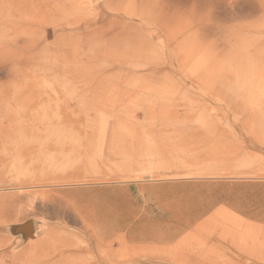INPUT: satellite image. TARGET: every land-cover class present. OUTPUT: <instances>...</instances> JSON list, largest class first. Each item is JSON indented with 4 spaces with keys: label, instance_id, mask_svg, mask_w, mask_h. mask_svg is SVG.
<instances>
[{
    "label": "rangeland",
    "instance_id": "obj_1",
    "mask_svg": "<svg viewBox=\"0 0 264 264\" xmlns=\"http://www.w3.org/2000/svg\"><path fill=\"white\" fill-rule=\"evenodd\" d=\"M0 91V264H264V0H0Z\"/></svg>",
    "mask_w": 264,
    "mask_h": 264
},
{
    "label": "bare ground",
    "instance_id": "obj_2",
    "mask_svg": "<svg viewBox=\"0 0 264 264\" xmlns=\"http://www.w3.org/2000/svg\"><path fill=\"white\" fill-rule=\"evenodd\" d=\"M25 87H29V86H26V85H25ZM29 90H30V89H29ZM2 93H4V92H3V91H2V92L0 91V94H2ZM28 94H30V95L32 96L33 93L30 91ZM23 95H24V94H23ZM19 96H21V95L19 94ZM31 96H28V95H27L26 97H31ZM11 99H12V98H11ZM25 99H28V100H29L30 98H25ZM29 101H30V103L32 102V100H29ZM9 106H10V104H9ZM34 106H35V105H34ZM19 107H20V106H19ZM20 109H22V108H20ZM27 110H28V109H27ZM12 111H13V110H12ZM28 112H29V111H28ZM5 114H6V113H5ZM56 115H57V114H56ZM69 116H70V115H69ZM60 117H61V116H60ZM36 134H38V135H39V134H43V136H44V137H47V138L50 137L49 131H48L47 129H43V130H41V131H40V130L37 131L36 129H35V130H29V131H27V134H26V135H27L28 137H32L31 135H36ZM76 137H77V136H76ZM76 137H75V138H76ZM89 140H90V139H89ZM60 141H62V140H60ZM76 142H77V141L73 140L71 144H75ZM83 143H84V142H83ZM50 185H51V184H50ZM47 192H48V191H47ZM51 203H52V202H51ZM49 204H50V203H49ZM57 205H58V204H57ZM106 225H107V224H106ZM97 228H98V227H97ZM100 228H101V227H100ZM95 229H96V228H95ZM95 233H96V235H95L94 237H96V238H94V237H93V238L96 239V241H98V242H99L100 239H102V238H104V237L106 236V233H105V231H103V230H98V229H97V230L95 231ZM95 233H94V234H95ZM92 235H93V234H92ZM34 236H35V235H34ZM91 238H92V237H91ZM93 238H92V239H93ZM32 239H33V238H32ZM112 240H113V239H112ZM112 240H111V241H112ZM93 241H94V240H92V242H93ZM108 242H109V241H108ZM95 243H96V242H95ZM99 243H100V242H99ZM31 244H32V243H31ZM47 244H48V243H47ZM101 244H102V243H101ZM95 245H97V244H95ZM28 246H30V245H28ZM54 246H55V245H54ZM33 247H34V245H33ZM52 247H53V246H52ZM70 247H71V246H70ZM110 247H111V246H110ZM31 248H32V247H31ZM98 249H99V248H98ZM110 251H111V250H110ZM110 251H109V252H110ZM100 254H101V253H100ZM49 256H50V255H49ZM59 257H60V256H59ZM29 258H30V257H29ZM26 259H27V258H26ZM59 259H60V258H59ZM108 261H109V260H108ZM109 262H110V261H109ZM28 263H29V262H27V261H26V262L23 261V262L18 263V264H28ZM13 264H16V263H13ZM55 264H56V262H55ZM59 264H60V263H59Z\"/></svg>",
    "mask_w": 264,
    "mask_h": 264
}]
</instances>
